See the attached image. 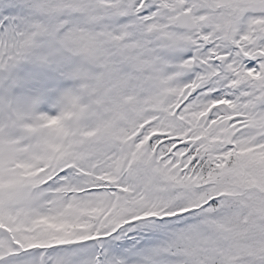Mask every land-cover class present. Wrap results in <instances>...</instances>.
Wrapping results in <instances>:
<instances>
[{
	"label": "snow or ice",
	"instance_id": "snow-or-ice-1",
	"mask_svg": "<svg viewBox=\"0 0 264 264\" xmlns=\"http://www.w3.org/2000/svg\"><path fill=\"white\" fill-rule=\"evenodd\" d=\"M0 264H264V0H0Z\"/></svg>",
	"mask_w": 264,
	"mask_h": 264
}]
</instances>
